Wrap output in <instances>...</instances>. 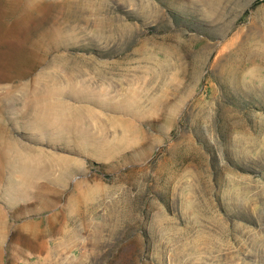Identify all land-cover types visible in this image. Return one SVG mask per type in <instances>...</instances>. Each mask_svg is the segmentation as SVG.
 <instances>
[{
    "label": "rangeland",
    "instance_id": "obj_1",
    "mask_svg": "<svg viewBox=\"0 0 264 264\" xmlns=\"http://www.w3.org/2000/svg\"><path fill=\"white\" fill-rule=\"evenodd\" d=\"M0 264H264V0H0Z\"/></svg>",
    "mask_w": 264,
    "mask_h": 264
}]
</instances>
